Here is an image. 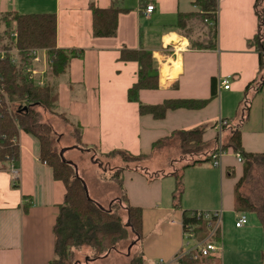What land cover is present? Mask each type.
<instances>
[{"label": "crops", "instance_id": "1", "mask_svg": "<svg viewBox=\"0 0 264 264\" xmlns=\"http://www.w3.org/2000/svg\"><path fill=\"white\" fill-rule=\"evenodd\" d=\"M194 2L0 0V13L54 14L56 47L82 51L70 59L63 75L54 78V86L59 114L79 128L83 147L101 154L145 155L150 160L165 141L181 137V132L203 129L202 141L211 149L217 137L226 140L230 133L222 130L218 134V122L226 120L237 126L245 105L247 118L239 124L242 148L246 153L264 154V71L259 70L258 52L252 43L258 32L255 0H218L215 46L203 49H190L187 39L208 41L210 25L193 19L202 13ZM148 5L154 10L146 16ZM91 6L122 10L113 37L93 36ZM180 15L188 18L183 29L176 28ZM169 35L179 41L165 43ZM123 49L151 52L157 70V89L141 90L136 102L127 99V91L137 81L138 64L121 61ZM226 78L228 90L220 85ZM178 100L205 104L169 109L160 119L139 113V105L159 106ZM18 149L15 185L7 164H0V264H54L53 228L65 188L54 180L52 169L40 162L36 138L20 132ZM185 159L182 152L176 153L166 161L168 169L142 166L122 173L130 206L142 212L140 251L145 264H174L176 256L186 250L181 224L184 211H221L222 217L238 218L235 184L242 176L243 164L233 150L225 151L218 168L211 162L186 168V175L181 173L183 193L175 205L176 180L170 173L176 164L185 165Z\"/></svg>", "mask_w": 264, "mask_h": 264}, {"label": "trees", "instance_id": "2", "mask_svg": "<svg viewBox=\"0 0 264 264\" xmlns=\"http://www.w3.org/2000/svg\"><path fill=\"white\" fill-rule=\"evenodd\" d=\"M218 0H195L194 5L201 9V14L193 16L207 25L208 41L202 43L188 39L190 49H203L207 46H215L216 42V11ZM92 13V34L94 37H113L116 33L117 19L120 8L110 6L106 9L90 7ZM254 11L258 20V32L252 43L256 45L259 58V70L264 71V0H255ZM185 16L180 15L176 28L183 29L186 24ZM16 37L13 39L12 34ZM35 49H44L53 57L51 74L53 78L63 75L69 61L74 56H80L82 51H64L56 47V17L54 14H18L16 12L0 13V53L4 58L0 59V164L7 159H18V137L23 132L36 138L39 143V160L52 169L53 178L62 182L65 195L53 228L54 234V264H81L77 259V253L87 250L84 256V264L105 261L109 256L116 254L127 259V264H145L143 254L140 251L142 240V212L140 208L130 206L122 184V173L128 166H110L112 171L110 180L119 187V203H112L109 209H104L93 199H88L84 191V182L75 176L72 165L62 161L59 152L55 150L56 138L51 125L39 121L37 108L53 113L57 109V92L55 86L45 84L37 87L28 81L25 67L30 61L27 53ZM16 56L13 62L12 56ZM121 61H133L138 64L137 81L128 89L127 99L136 102L141 90H154L158 87V75L154 66L152 53L147 50H125L120 53ZM251 86L249 84L248 88ZM212 97L216 96L212 89ZM205 102L178 100L166 102L159 106L139 105L141 115H152L154 118H163L169 109L197 108ZM246 104V103H245ZM64 117L61 114H56ZM247 118L245 105L242 107L243 123ZM65 119V118H63ZM228 122V121H227ZM239 123V124H240ZM239 124L232 126L228 122L222 130L230 132L228 138L221 142V150L231 148L242 159L243 173L235 184L234 210L237 214H254L259 225L264 231V202H252L246 195L240 194V188L249 178L252 169L256 167L264 171V154L246 153L241 145ZM180 148L186 158L183 171L193 167L197 163L210 162L211 155L218 150V137L213 148H208L202 141L203 129H194L181 132ZM80 139V131H77ZM78 139V140H79ZM80 141V140H79ZM162 142H157L152 149ZM83 152L94 150L82 145L77 146ZM118 156L123 161L135 162L147 156H134L127 152H112L106 156ZM93 160L95 158L93 157ZM144 170V169H142ZM175 177V187L172 193V201L179 203L183 193L182 174L173 169L170 173ZM192 212L184 211L181 224L193 228L198 241L208 238L211 227L207 222L196 220L191 216ZM125 217V219H124ZM182 227V228H183ZM221 231L215 230L210 241L219 242ZM129 249V251H128ZM125 250L123 254L121 251ZM264 257V255H263ZM220 264L217 257L194 259L191 252L176 256V264ZM264 264V262H263Z\"/></svg>", "mask_w": 264, "mask_h": 264}, {"label": "rangeland", "instance_id": "3", "mask_svg": "<svg viewBox=\"0 0 264 264\" xmlns=\"http://www.w3.org/2000/svg\"><path fill=\"white\" fill-rule=\"evenodd\" d=\"M194 33L195 32H190V35L192 34L195 36ZM44 81L45 84H50L52 86L56 84V80H54L51 70L47 74L45 73ZM37 112L39 121L41 123H47L53 128L55 138L57 137L56 144L54 145L55 150L59 153L65 151L63 154L64 159L76 166L78 176L83 180L89 198L93 199L104 209H109L112 203L120 204V201L118 200L120 197L119 187L115 182L110 180L112 175V171H109L110 166H128L129 168L150 166L152 169H168L170 163L167 164L166 161L172 158V155H175L176 153L181 154L182 152L180 148L181 137L177 135L174 139L162 143V147L154 151V155L150 160L140 158L139 161L129 162L123 161L118 156H106L108 154H101L99 152L92 155L90 152H83L78 149L77 146L82 145L81 140L77 136L79 128L68 117L63 119L64 117L62 118L56 115L61 112L60 109H56L53 113H50L44 109L37 108ZM223 141L224 140L221 138V142ZM93 157L95 160H93ZM106 164H110V166L108 167ZM200 164H196V166H199ZM204 164L206 163L204 162ZM182 167L183 165L180 164L175 165V168L179 173L183 172ZM184 172L186 175L185 169ZM239 192L241 195L249 197V199L257 205H259L258 203H263L264 171L255 166ZM212 196L215 198L214 193H212ZM197 211L201 210L199 209ZM202 211L214 212L204 209H202ZM221 218V239L219 242L215 243L216 248L218 249L217 255H219V263L263 264L264 231L259 225L255 215L251 213L246 214L247 223L242 229H236L234 227L235 220L232 215H224L223 217L221 216ZM183 242L184 245L191 244V241L186 238H184ZM186 248L187 247L185 246V249ZM121 252L124 254L125 250H122ZM86 254L87 250H82L80 253H77V259H79L81 264H84L83 258ZM94 264H127V259L113 254L109 256L107 260L98 261ZM209 264H214V262Z\"/></svg>", "mask_w": 264, "mask_h": 264}, {"label": "built area", "instance_id": "4", "mask_svg": "<svg viewBox=\"0 0 264 264\" xmlns=\"http://www.w3.org/2000/svg\"><path fill=\"white\" fill-rule=\"evenodd\" d=\"M154 10V6L148 5L145 8L144 15L149 16ZM12 37L15 38L16 34L13 32ZM27 57L30 61L29 65L25 67V73L27 75L28 81L32 82L37 87L45 86L44 75L47 74L51 68L53 63V57H51L46 50L44 49H35L31 50L27 53ZM4 58V54L0 53V59ZM13 62H16L17 57L12 56ZM220 85L224 90H228L229 88V80L226 78L221 81ZM228 122L226 120H220L216 125L215 129L218 131V134L221 133L222 129L227 126ZM18 144V141H17ZM224 151L221 150V141L218 138V150L211 155V164L213 167H220V158L224 155ZM237 161L242 162L241 156L239 154H235ZM16 160L14 158L7 159V169L11 174L12 184L15 185L18 178V170L15 167ZM191 216H194L196 220H202L208 223L211 227L210 235L207 239L198 241L194 235L193 228L190 226L183 227V235L184 238L191 241L190 245H185L187 248L180 254H186L191 252L193 254L194 259L208 258V257H216L218 253V249L216 248L215 242L210 241L213 236L215 230L219 229L221 231L222 224V214L221 211H196L192 212ZM247 223V218L245 214H239L237 220L235 221V228H242ZM184 246V247H185Z\"/></svg>", "mask_w": 264, "mask_h": 264}, {"label": "water", "instance_id": "5", "mask_svg": "<svg viewBox=\"0 0 264 264\" xmlns=\"http://www.w3.org/2000/svg\"><path fill=\"white\" fill-rule=\"evenodd\" d=\"M64 152H65V151H61V152L59 153L60 158L62 159V161H64V162H66V163H68V164H70V165L73 166V168H74V170H75V176L78 177V172H77V168H76V166H75L73 163L68 162V161H66V160L64 159V157H63ZM84 191H85L86 197H87L88 199H90L89 196H88L87 188H86L85 185H84ZM128 251H129V249H128Z\"/></svg>", "mask_w": 264, "mask_h": 264}, {"label": "bare ground", "instance_id": "6", "mask_svg": "<svg viewBox=\"0 0 264 264\" xmlns=\"http://www.w3.org/2000/svg\"><path fill=\"white\" fill-rule=\"evenodd\" d=\"M178 41H179V39L176 36H174V35H169V36L164 38V42L165 43L178 42Z\"/></svg>", "mask_w": 264, "mask_h": 264}]
</instances>
